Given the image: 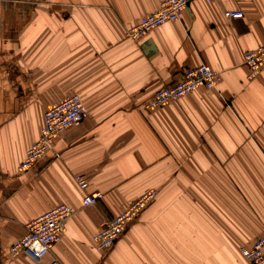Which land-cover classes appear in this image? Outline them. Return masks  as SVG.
Instances as JSON below:
<instances>
[{
	"label": "crops",
	"instance_id": "0c3cea01",
	"mask_svg": "<svg viewBox=\"0 0 264 264\" xmlns=\"http://www.w3.org/2000/svg\"><path fill=\"white\" fill-rule=\"evenodd\" d=\"M162 1L0 0V264H249L241 250L264 232V69L248 79L243 55L264 44V0H193L127 38ZM200 63L216 89L147 109ZM73 94L83 121L18 171L46 109ZM147 190L155 200L97 251L93 235ZM60 204L76 212L52 251L12 257L25 225Z\"/></svg>",
	"mask_w": 264,
	"mask_h": 264
},
{
	"label": "built area",
	"instance_id": "2783aa9c",
	"mask_svg": "<svg viewBox=\"0 0 264 264\" xmlns=\"http://www.w3.org/2000/svg\"><path fill=\"white\" fill-rule=\"evenodd\" d=\"M191 1L193 0H163L155 12L143 16L135 25L129 27L126 37L139 40L154 28L167 22L179 21L181 13ZM225 16L236 19L241 18L243 13L227 12ZM243 63L248 69L247 78L254 79L264 69V44L245 52ZM218 82V73L208 65L200 63L183 71L178 81L157 89L147 102V109L155 110L170 101L182 99L198 89H216ZM85 115L86 106L77 94L66 97L46 109L39 138L27 149L18 171L32 170L52 150L55 139L69 128L80 125ZM74 181L81 190H87L88 184L82 176H76ZM155 193L154 190H150L140 195L124 211L105 221L101 229L92 237L94 248L101 252L109 251L128 225L145 210ZM101 199V193H89L84 196L82 205L83 207L95 205ZM75 212L73 208L60 204L32 219L25 225L23 237L10 246V255L12 257L24 255L35 262L40 261L52 251L54 245L61 241L66 232L67 223ZM241 253L249 264H264V232L250 248L242 249ZM51 264L62 263L55 258Z\"/></svg>",
	"mask_w": 264,
	"mask_h": 264
},
{
	"label": "rangeland",
	"instance_id": "374dc122",
	"mask_svg": "<svg viewBox=\"0 0 264 264\" xmlns=\"http://www.w3.org/2000/svg\"><path fill=\"white\" fill-rule=\"evenodd\" d=\"M148 191H150V190H147V191L143 192V193H142V194H140V195H143L144 193H146V192H148ZM156 195H157V193H155V194H154V197H153V199H152L150 202H152V201H154V200H155V197H156ZM150 202H149V203H150ZM149 203H148V204H149Z\"/></svg>",
	"mask_w": 264,
	"mask_h": 264
}]
</instances>
